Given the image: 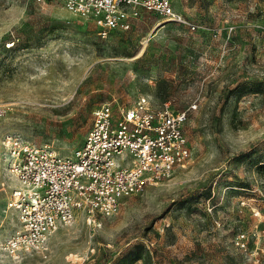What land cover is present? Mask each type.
Returning a JSON list of instances; mask_svg holds the SVG:
<instances>
[{
    "label": "rangeland",
    "instance_id": "1",
    "mask_svg": "<svg viewBox=\"0 0 264 264\" xmlns=\"http://www.w3.org/2000/svg\"><path fill=\"white\" fill-rule=\"evenodd\" d=\"M197 25L143 13L98 35L62 4L0 0V243L18 226L3 143L62 154L106 102L189 110L185 168L92 224L79 213L43 254L0 264H264V0H175ZM196 108H192L193 104Z\"/></svg>",
    "mask_w": 264,
    "mask_h": 264
},
{
    "label": "built area",
    "instance_id": "2",
    "mask_svg": "<svg viewBox=\"0 0 264 264\" xmlns=\"http://www.w3.org/2000/svg\"><path fill=\"white\" fill-rule=\"evenodd\" d=\"M30 1L59 3L92 19L101 37L129 32L143 13L192 31L198 28L176 11L175 0ZM188 119L189 110H178L170 101L157 106L152 98L141 96L130 107L106 102L97 108L86 135L70 154L8 136L3 156L14 186L6 207L16 215L18 226L0 243V250L14 259L43 254L50 237L74 224L79 213L89 224L118 215L124 199L189 164L193 150L185 132Z\"/></svg>",
    "mask_w": 264,
    "mask_h": 264
}]
</instances>
